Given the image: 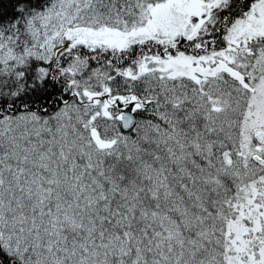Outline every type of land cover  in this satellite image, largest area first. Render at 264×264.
<instances>
[{
    "label": "snow or ice",
    "instance_id": "1",
    "mask_svg": "<svg viewBox=\"0 0 264 264\" xmlns=\"http://www.w3.org/2000/svg\"><path fill=\"white\" fill-rule=\"evenodd\" d=\"M0 264H264V0H0Z\"/></svg>",
    "mask_w": 264,
    "mask_h": 264
}]
</instances>
